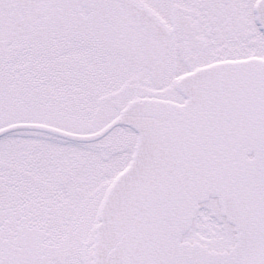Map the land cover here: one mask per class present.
Returning <instances> with one entry per match:
<instances>
[{
	"label": "snow or ice",
	"instance_id": "1",
	"mask_svg": "<svg viewBox=\"0 0 264 264\" xmlns=\"http://www.w3.org/2000/svg\"><path fill=\"white\" fill-rule=\"evenodd\" d=\"M0 264H264V0H0Z\"/></svg>",
	"mask_w": 264,
	"mask_h": 264
}]
</instances>
